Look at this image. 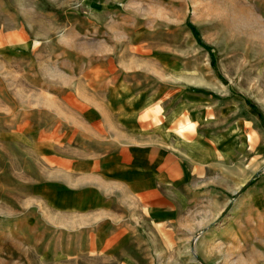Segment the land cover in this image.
<instances>
[{
    "label": "rangeland",
    "instance_id": "374dc122",
    "mask_svg": "<svg viewBox=\"0 0 264 264\" xmlns=\"http://www.w3.org/2000/svg\"><path fill=\"white\" fill-rule=\"evenodd\" d=\"M107 1L0 0V264H120L112 226L101 221L115 208L94 202L82 213L58 211L45 195L70 181L63 157L94 147L64 122L96 119L68 87L94 65L96 51L126 58L138 73L166 75L167 111L181 92L207 95L218 108L236 104L218 119L221 127L244 107L247 133L264 135V0H109L116 34L127 39L111 45L97 43L93 31L94 11ZM94 91L84 98L105 106L107 96ZM193 111L184 110L178 126L185 140L199 137L204 163L184 156L182 204L146 225L147 238L134 237L129 251L141 252L142 264H264V207L241 204L264 178V153L224 160L211 143L212 125H193L209 113ZM243 164L246 184L224 189L226 169L233 174Z\"/></svg>",
    "mask_w": 264,
    "mask_h": 264
},
{
    "label": "crops",
    "instance_id": "0c3cea01",
    "mask_svg": "<svg viewBox=\"0 0 264 264\" xmlns=\"http://www.w3.org/2000/svg\"><path fill=\"white\" fill-rule=\"evenodd\" d=\"M104 6L101 12L94 11L93 31L98 35L95 40L102 44L109 40L110 45L117 37L126 41L125 36L122 38L116 34L109 0ZM104 17L107 18L106 25L99 24ZM105 46L110 47L108 44ZM104 55L108 53L96 51L94 65L91 66L89 61V67H85L86 73L68 86L70 93L81 98L82 110L85 113L93 112L96 119L89 122L82 119V115L72 119L68 109L64 113L67 114L66 118H71L64 122L65 126L79 129L84 134L82 140L93 143L94 147L84 145L63 157L70 181L48 188L45 195L48 206L58 211L82 213L94 202L101 209L115 208L101 218L102 223H110L114 233L112 239L116 246L112 247L111 254L119 255L120 264H142L144 255L129 251V241L137 236L138 239L147 238L146 225L164 222L175 204H182L187 176L183 168L184 156L199 164L204 163L197 156L199 137L185 140L186 133L178 126L184 110H207L209 114L196 118L193 125L198 128H203L206 123V126L212 125L214 132L210 134L211 143L214 149L222 152L224 160L230 161L233 157L241 162V158L248 153L254 157L264 153V135L253 127L247 133L252 121L246 119L244 107L242 116L238 113L237 120L221 127L218 119L230 116L236 104L228 103L225 108H218L207 95L189 94L184 98L181 92L180 99L174 101L173 108L167 111L166 75L141 74L126 58ZM87 89L95 90L94 93L99 96H107L105 106L85 99ZM202 119L206 122H197ZM248 134L254 140L251 148L247 146ZM230 148H233V153ZM188 149H195L196 154ZM200 168L199 165L194 166V172L198 174ZM226 173L224 189H240L248 180L245 164L233 174L230 169H226ZM241 204L253 208L264 207V178L256 189L246 194Z\"/></svg>",
    "mask_w": 264,
    "mask_h": 264
},
{
    "label": "trees",
    "instance_id": "16d2710c",
    "mask_svg": "<svg viewBox=\"0 0 264 264\" xmlns=\"http://www.w3.org/2000/svg\"><path fill=\"white\" fill-rule=\"evenodd\" d=\"M192 31L194 32V29H192Z\"/></svg>",
    "mask_w": 264,
    "mask_h": 264
}]
</instances>
